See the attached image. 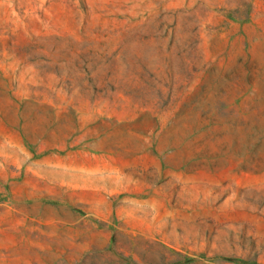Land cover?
<instances>
[{
  "label": "rangeland",
  "instance_id": "1",
  "mask_svg": "<svg viewBox=\"0 0 264 264\" xmlns=\"http://www.w3.org/2000/svg\"><path fill=\"white\" fill-rule=\"evenodd\" d=\"M0 264H264V0H0Z\"/></svg>",
  "mask_w": 264,
  "mask_h": 264
}]
</instances>
